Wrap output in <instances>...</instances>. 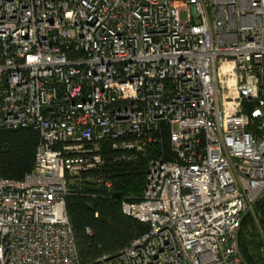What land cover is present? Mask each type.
Listing matches in <instances>:
<instances>
[{
    "label": "built area",
    "instance_id": "2783aa9c",
    "mask_svg": "<svg viewBox=\"0 0 264 264\" xmlns=\"http://www.w3.org/2000/svg\"><path fill=\"white\" fill-rule=\"evenodd\" d=\"M19 128L40 142L22 180L0 167V264H83L67 197L112 192L89 175L109 140L149 158L142 197L122 201L149 229L90 264H248V215L264 242V0H0V129Z\"/></svg>",
    "mask_w": 264,
    "mask_h": 264
},
{
    "label": "trees",
    "instance_id": "16d2710c",
    "mask_svg": "<svg viewBox=\"0 0 264 264\" xmlns=\"http://www.w3.org/2000/svg\"><path fill=\"white\" fill-rule=\"evenodd\" d=\"M40 134L31 128L0 129V167L2 176L22 180L34 169ZM105 160L100 170L89 175L109 178L114 187L110 193H97L84 188L71 192L67 197V212L72 225L83 264H90L104 255H114L128 247L137 237L148 231L149 226L130 216L122 209V201H138L146 185L148 157L138 155L127 160L123 156L137 155L133 151L113 148V141L102 144ZM121 159H118L120 158ZM119 194L121 198L114 197ZM260 221L264 224V202L257 206ZM239 244L248 264H264L263 240L252 218L243 221Z\"/></svg>",
    "mask_w": 264,
    "mask_h": 264
},
{
    "label": "water",
    "instance_id": "95a60500",
    "mask_svg": "<svg viewBox=\"0 0 264 264\" xmlns=\"http://www.w3.org/2000/svg\"><path fill=\"white\" fill-rule=\"evenodd\" d=\"M70 188L71 189H77L78 186L77 185H71ZM84 188L89 190V191H92V192L106 193V189L100 188V187H96V186H92V185H85ZM114 197L121 198V196L119 194H115Z\"/></svg>",
    "mask_w": 264,
    "mask_h": 264
},
{
    "label": "rangeland",
    "instance_id": "374dc122",
    "mask_svg": "<svg viewBox=\"0 0 264 264\" xmlns=\"http://www.w3.org/2000/svg\"><path fill=\"white\" fill-rule=\"evenodd\" d=\"M249 217H250V218H252V219H253V221L255 222V219H254V217H253V215H252V214H250V215H248V216H247V218H249ZM245 219H246V218H245ZM245 219H244V220H245Z\"/></svg>",
    "mask_w": 264,
    "mask_h": 264
}]
</instances>
